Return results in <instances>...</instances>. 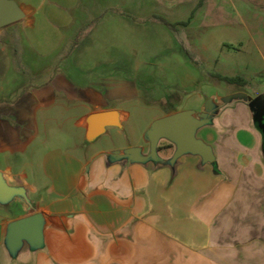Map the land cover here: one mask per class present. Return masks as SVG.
<instances>
[{"label":"crops","instance_id":"0c3cea01","mask_svg":"<svg viewBox=\"0 0 264 264\" xmlns=\"http://www.w3.org/2000/svg\"><path fill=\"white\" fill-rule=\"evenodd\" d=\"M139 1L132 4V12L146 5ZM195 1L203 2L199 11L208 2ZM82 6L81 10L64 4L62 14L44 7L41 23L45 16L72 17L75 11L76 17H115L117 22L120 18L122 25L124 10L130 9L123 0H84ZM21 7L28 17L30 12ZM182 12L177 15L183 16ZM74 46L82 48L80 57L92 48L90 44ZM60 76L49 80L55 87L31 88L34 102L17 106L19 114H35V121L26 120L27 137L16 140L17 145L13 135L7 140L10 143L0 141V172L9 185L24 187L31 201V205L21 199L0 203V264H264V136L247 103L226 107L212 125L197 133L212 148L214 164H204L196 155H184L169 164L175 152L170 149L168 155L159 153L162 163L130 164L110 161L112 152L81 156L54 149L46 151L39 170L33 172L21 152L40 144L37 101L52 105L59 91L74 107H85L79 121L85 129V116L92 113L118 110L123 122L129 117L120 103L106 104L122 101L123 88L107 91L95 75L75 85ZM7 104L0 106L4 128L0 129L10 133L3 115L15 116L17 111H11L15 105ZM176 110L170 114L185 111ZM10 155L16 157L14 164ZM33 214L45 219L43 246L32 249L25 244L14 256L7 246L9 226Z\"/></svg>","mask_w":264,"mask_h":264},{"label":"rangeland","instance_id":"374dc122","mask_svg":"<svg viewBox=\"0 0 264 264\" xmlns=\"http://www.w3.org/2000/svg\"><path fill=\"white\" fill-rule=\"evenodd\" d=\"M15 1L30 14L0 29V106L5 102L15 105L11 110L15 112L18 105L33 103L31 88L55 87L56 83L49 80L58 75L74 85L86 76L95 75L101 77L100 85L106 86L107 91L117 88L126 91L122 101L106 104L120 103L129 113L128 119L122 121V128L110 127L90 142L86 140V129L79 126L85 107H74L59 91H55L52 105L37 101L34 107L41 127L40 144L24 147L21 152L33 172L39 170L37 166L46 151L54 149L81 156L123 152L135 147L148 153L147 130L171 111L194 110L197 118L207 114L213 121L228 106L250 103L246 97H237L229 103L226 98L244 94L255 99L264 95V0H207L204 9H196L197 12H192L197 5L195 0H140L141 5H146L137 13L131 10L137 0H123L130 6V12L124 10L122 25L120 18L117 22L115 17H76L75 11H71L72 17L45 16L41 23L42 8L62 14L60 8L64 4H75L82 10L84 0ZM96 5H100L98 1ZM180 9L183 16L177 15ZM95 10L102 12L100 8ZM154 14L164 17L174 27L165 25ZM187 21L188 25L181 24ZM32 25L35 28L28 29ZM75 44L84 47L90 44L92 48L80 57L82 48ZM25 61L32 63L26 65ZM221 76L242 77L247 85L230 84ZM31 77L37 79L30 80ZM207 102L213 105L210 112L206 111ZM252 112L254 118L255 111ZM13 114L3 115L4 123L13 132L5 133L3 125L0 126L3 128L0 133H4L0 135L2 144L10 143L7 140L12 135L15 144L16 140L27 137L26 120L35 119V114L18 111ZM175 148L166 139L158 145L161 156L168 155L169 149L174 152ZM11 157L14 164L16 157Z\"/></svg>","mask_w":264,"mask_h":264},{"label":"water","instance_id":"95a60500","mask_svg":"<svg viewBox=\"0 0 264 264\" xmlns=\"http://www.w3.org/2000/svg\"><path fill=\"white\" fill-rule=\"evenodd\" d=\"M26 18V13L15 0H0V29L16 24ZM237 97L250 100L249 106L255 111L254 121L264 136V95L255 99L244 94H237L226 98L229 103ZM208 105V106H207ZM206 111H212L213 105L207 102ZM121 112L109 110L92 113L85 118L86 140L93 142L107 132L110 127L122 128ZM212 122L209 115L197 118L194 110H185L167 115L152 123L145 134V141L150 145L148 155L143 154L142 148H129L123 152L115 151L108 154L112 162L126 160L127 163H155L164 162L159 157L158 145L162 139L168 140L176 148L172 158L168 161L174 165L184 155L200 156L204 164H214L215 156L210 146L197 138L198 130ZM15 199L27 201L31 205L27 191L22 186H11L0 172V203L7 205ZM45 219L42 214H33L17 220L9 226L7 246L11 254L18 255L25 244L32 249H40L44 243Z\"/></svg>","mask_w":264,"mask_h":264},{"label":"trees","instance_id":"16d2710c","mask_svg":"<svg viewBox=\"0 0 264 264\" xmlns=\"http://www.w3.org/2000/svg\"><path fill=\"white\" fill-rule=\"evenodd\" d=\"M202 1L199 3V5L197 6L196 9H198L199 7L202 6ZM194 16V14L191 16V18ZM158 19H160L165 25L170 26V27H174L173 24H171L168 20H166L164 17L158 16ZM190 21V20H189ZM189 21L187 22H182V25H188ZM221 79H224L225 81H227L228 83L232 84V83H236V82H240L241 84L247 85V82L242 78V77H223L221 76Z\"/></svg>","mask_w":264,"mask_h":264}]
</instances>
